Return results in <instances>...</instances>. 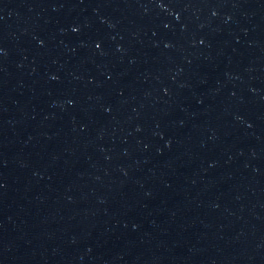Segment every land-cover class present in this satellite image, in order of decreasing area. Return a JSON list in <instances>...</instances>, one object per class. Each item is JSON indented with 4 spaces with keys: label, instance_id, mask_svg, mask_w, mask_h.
<instances>
[{
    "label": "water",
    "instance_id": "95a60500",
    "mask_svg": "<svg viewBox=\"0 0 264 264\" xmlns=\"http://www.w3.org/2000/svg\"><path fill=\"white\" fill-rule=\"evenodd\" d=\"M0 264H264V0H0Z\"/></svg>",
    "mask_w": 264,
    "mask_h": 264
}]
</instances>
